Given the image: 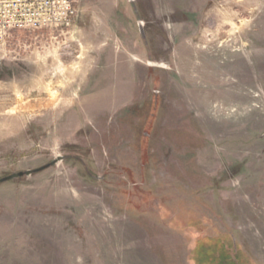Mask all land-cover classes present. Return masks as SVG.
<instances>
[{
	"label": "rangeland",
	"instance_id": "rangeland-1",
	"mask_svg": "<svg viewBox=\"0 0 264 264\" xmlns=\"http://www.w3.org/2000/svg\"><path fill=\"white\" fill-rule=\"evenodd\" d=\"M0 43V264H264V0H76Z\"/></svg>",
	"mask_w": 264,
	"mask_h": 264
},
{
	"label": "built area",
	"instance_id": "built-area-1",
	"mask_svg": "<svg viewBox=\"0 0 264 264\" xmlns=\"http://www.w3.org/2000/svg\"><path fill=\"white\" fill-rule=\"evenodd\" d=\"M76 0H0V43L16 28L70 26L78 17Z\"/></svg>",
	"mask_w": 264,
	"mask_h": 264
}]
</instances>
